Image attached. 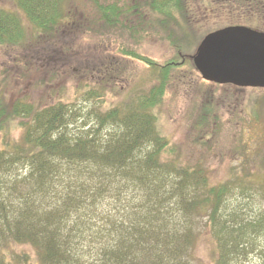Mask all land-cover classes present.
I'll use <instances>...</instances> for the list:
<instances>
[{
  "label": "rangeland",
  "instance_id": "rangeland-1",
  "mask_svg": "<svg viewBox=\"0 0 264 264\" xmlns=\"http://www.w3.org/2000/svg\"><path fill=\"white\" fill-rule=\"evenodd\" d=\"M98 1L61 0L62 17L50 31L23 8L30 2L38 14L51 10L52 16H58V8H46L45 2L52 5L50 0H0V9L17 13L23 27L14 36L18 37L16 42L0 39V92L8 106L21 101L42 107L65 100L74 121L72 127L89 129L103 118L108 120L107 113L114 106L137 98L158 82L161 73L157 68L123 50H135L164 64L177 54L168 36L170 27L160 24L142 0ZM189 1V25H183L192 37L186 40L187 59L207 34L199 41V33L216 23L204 1ZM98 3L109 7L118 4L122 10L119 21L111 25L102 18ZM175 33L181 38L183 29L178 25ZM155 113L161 129L178 149L169 154L170 159L176 157L184 166L201 168L209 185L229 186L215 215L209 216L206 210L185 215L194 229L193 258L188 264H264V89L207 81L191 58L171 73ZM22 120L17 117L0 122V149L6 141L21 138ZM112 125L118 130L116 122H103V126ZM8 159L13 160L8 165L11 170L0 169L3 188L10 180L8 173L22 176L27 172L24 161ZM203 185L201 182L198 192L206 191ZM158 191L172 192L169 186ZM191 191L189 187L185 192ZM162 198L167 199L165 215L173 219L169 206L173 197ZM115 200L102 199L93 214L94 219L99 218V231L106 227L105 232L92 237L88 231L78 237L85 246L79 264H87L95 255L98 243L91 241L109 233L106 230L112 225L101 219L116 207ZM1 223L0 219V228Z\"/></svg>",
  "mask_w": 264,
  "mask_h": 264
},
{
  "label": "trees",
  "instance_id": "trees-1",
  "mask_svg": "<svg viewBox=\"0 0 264 264\" xmlns=\"http://www.w3.org/2000/svg\"><path fill=\"white\" fill-rule=\"evenodd\" d=\"M50 1L53 6L45 2L46 8H58V16H52L51 10L38 14L30 2L23 8L39 26L51 31L62 16L61 0ZM142 1L159 17L160 24L170 27L168 36L177 54L160 64L125 48L124 53L147 61L161 75L137 98L114 106L107 113L108 120L103 118L95 128H73L65 100L42 107L20 101L10 107L0 92V122L24 119L19 123L24 127L21 138L6 141L0 149V169L11 166L9 157L27 165L26 174L8 173V185H0V192H5L0 195V264L81 263L85 246L78 237L88 231L92 237L105 232L106 227L99 231V218L93 216L104 198H117L116 207L101 219L112 226L106 230L107 235L91 241L97 242L98 248L87 264H188L193 258L190 247L194 229L185 215L206 210L213 216L219 212L229 186L209 185L201 168L184 166L176 157L170 159L169 154L178 149L161 129L155 113L171 73L191 59L185 51L189 46L186 40L192 37L183 26L189 25L191 2ZM202 1L215 15L216 23L204 34L199 33V41L206 33L232 24L264 30V0ZM98 6L102 18L111 25L122 16L118 4ZM178 25L183 29L181 38L175 33ZM19 28L23 29L17 13L0 9V39L16 42ZM110 120L117 123L118 130L113 125L103 126ZM104 128L108 129L103 134ZM201 182L205 192H198ZM167 186L172 192L158 191ZM189 187L192 191L185 192ZM167 195L174 199L169 205L173 219L163 211L168 210L167 199L162 198ZM95 228L98 230L92 231Z\"/></svg>",
  "mask_w": 264,
  "mask_h": 264
},
{
  "label": "water",
  "instance_id": "water-1",
  "mask_svg": "<svg viewBox=\"0 0 264 264\" xmlns=\"http://www.w3.org/2000/svg\"><path fill=\"white\" fill-rule=\"evenodd\" d=\"M193 61L206 80L264 87V31L243 24L211 31L199 43Z\"/></svg>",
  "mask_w": 264,
  "mask_h": 264
}]
</instances>
